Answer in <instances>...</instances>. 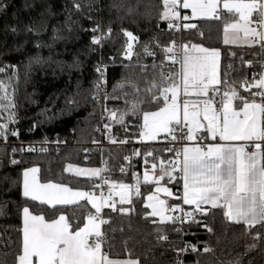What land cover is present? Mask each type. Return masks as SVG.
<instances>
[{"label":"snow or ice","instance_id":"6c2138e0","mask_svg":"<svg viewBox=\"0 0 264 264\" xmlns=\"http://www.w3.org/2000/svg\"><path fill=\"white\" fill-rule=\"evenodd\" d=\"M126 3L127 0H123L122 4L113 7H122ZM73 7L77 12L82 8L79 3H74ZM139 7L140 0H137L135 8L128 6V14L134 11L140 14ZM181 9L190 10V15L182 14ZM158 12L159 20L170 30L179 31L181 27L184 30L197 29L196 23H190L193 20L221 22L225 45L259 47L264 52V0H160ZM143 15L151 18L152 7L146 6ZM82 30L92 33V46L103 45L111 39L113 31L111 24L106 31L103 30L100 22L91 29ZM122 33L126 38L122 59L131 61L138 37L125 29ZM199 35L203 38L204 34L200 32ZM156 47L161 45L157 42ZM143 50L145 56L153 57L151 76L149 65L137 57L142 82L131 75L122 76L113 85L112 93H107L101 87L107 83L105 73L97 66L99 77L93 84L91 96L92 102L102 107L101 120L108 121L104 123L107 133L112 132L113 124L121 125L127 132V119L133 117L138 142L171 137L173 146L165 148V152L172 154L171 159L158 157L151 150L144 153L142 183L154 187L144 198L143 207L150 211L145 212L143 218L155 226L158 242H168L164 226L169 224H203L212 233L213 228L197 217L207 218L210 213L215 217L218 213L212 210H219L225 222L242 226L243 234L254 241L246 245V251L254 250L259 242L264 241V233L253 232L257 226L264 229V62L251 79L244 78L237 85L230 82L227 75L221 78V53L217 48L198 43L178 45L172 41L161 49L163 60L160 67L164 61L179 67L167 73L161 71L158 77L155 74V52L148 44ZM241 63H245L243 58ZM246 66L251 67L252 62L248 61ZM9 67H0V74H4L7 80L0 79V139L6 145L9 135L19 138L18 129L10 127L18 123V113L16 88L12 83L17 78V71L13 66L12 75L8 76ZM123 67L129 71L133 68L130 64ZM239 89L249 95H242ZM108 100H123L124 107L109 109ZM66 103L78 102L72 96ZM107 139L110 144L128 143L127 139L118 140L112 135H107ZM93 143L97 141L93 140ZM177 144L181 146L176 147ZM27 151L36 149L29 147ZM12 152L15 153L16 149L13 148ZM135 154L141 155L139 151ZM124 159L128 161L130 158L125 156ZM10 162L12 165L21 163L15 158ZM63 171L72 177L84 178L90 187L81 190L71 187V181L68 184L45 181L38 166L23 169L20 186L26 203L17 230L19 237L11 253L13 259H0V264H141L139 257L128 249L127 241L124 242L125 258L114 253L115 245L109 242L106 231L101 228L109 224V220L101 215L103 209L111 208L112 212L124 216L134 211L123 206L134 203L133 193L141 195L140 176L134 172V183L127 184L103 176L102 173L108 171L106 167H79L67 163ZM120 172L124 173L125 168L121 167ZM174 182L182 184L179 195L167 186ZM105 184L109 188L108 194L101 191L97 195L95 190L102 189ZM113 194L119 197L121 207L118 208L112 199ZM162 197L182 201V204H169ZM81 201H86L94 210L84 216L82 226L80 222L73 224L67 215L68 207H79ZM184 205L190 210H185ZM174 230L183 231L181 227ZM189 248L193 253L197 252L195 245L185 244L177 252L178 264L180 253ZM211 251L205 244L203 253ZM8 255L4 253V256ZM229 264H240V260L237 258Z\"/></svg>","mask_w":264,"mask_h":264},{"label":"trees","instance_id":"16d2710c","mask_svg":"<svg viewBox=\"0 0 264 264\" xmlns=\"http://www.w3.org/2000/svg\"><path fill=\"white\" fill-rule=\"evenodd\" d=\"M122 2L123 0H0V67L10 66L8 76L12 75L13 66L17 71V78L12 83L16 88V129L21 139L66 138L85 145L82 148H65L58 153L49 152L40 156L26 155L17 149L13 153L12 147H0V259H13L11 253L19 237L17 230L21 226V211L26 203L20 186L24 168L38 166L45 181L66 184L71 181L70 186L74 189L87 190L90 185L85 179L72 177L64 173L63 169L67 163L98 167L101 159L108 166L105 174L110 180L130 182V163L124 160V156L129 154L126 148L108 147L99 152L91 147L98 126V107L91 100L93 84L97 81L96 68L100 62L105 67L107 93H112L113 85L122 76L131 75L142 82L137 57L143 64L149 65V76L154 71L151 68L153 57L145 56L143 50L144 45L148 44L156 54L155 74L158 77L161 71L167 73L176 68L169 61H164L163 67H160L163 60L162 47L170 45L176 40V36L158 18L160 0H140V14L134 11L131 15L128 14V6L135 8L137 0H127L124 6L113 7ZM74 3L81 4L80 12L73 7ZM88 5L92 7L89 8ZM146 6L152 7L151 18L143 15ZM97 22H100L105 31L111 24L112 36L103 45L92 46V33L82 29H91ZM195 23L198 28L186 30L183 39L187 43L219 49L221 78L227 75L230 82L239 85L244 78L251 79L253 73L260 71L264 52L259 47L238 49L223 45L221 22ZM122 29L131 31L138 37L139 42L134 47L131 61L122 59ZM200 32H203V38L199 35ZM157 42L161 47H156ZM241 58L245 63H241ZM248 61L252 62L251 67L246 66ZM127 64L133 66L131 71L123 67ZM229 70L231 73H228ZM0 79L7 82L4 74H0ZM128 91L131 93V89ZM239 91L244 96L249 95L243 89ZM72 96H75L78 103L69 105L66 101ZM107 107L122 109L124 103L123 100H108ZM127 123V132L121 125L113 124L109 135L118 140L137 139L138 129L133 127L135 118L129 117ZM149 150L165 160L172 158V154L164 152L161 147L136 149L135 153H141L139 156L135 154L137 171L140 170L144 153ZM12 158L21 163L12 165ZM121 167L125 168V172L118 174ZM172 186L175 191L177 184L174 182ZM148 190L149 188L141 187V195L133 199L134 203L123 206L134 209L127 216L112 212L111 208L103 209V218L109 220V224L103 226V231H106L109 242L115 245L114 253H119L121 258L126 257L124 242L127 241L128 249L139 257L141 264L176 263L177 252L185 244L196 245L197 252L188 250L182 255L180 253L179 262L184 264H229L237 258L240 264H264V241L259 242L254 250L246 251V245L254 241L243 234L241 225L225 222L219 210H212L218 213L215 217L210 213L207 218H199L213 228L212 233L203 224H186L182 233L174 230L176 225L169 224L164 226L168 242H158L155 226L143 218V214L147 212L143 207V199ZM95 191L98 192L99 189ZM89 210L92 209L83 202L79 207L69 206L67 215L73 224L80 222L82 225ZM256 231L264 233V229L259 226L253 229L254 233ZM205 244L212 249L211 252L203 253ZM4 253L9 255L4 256Z\"/></svg>","mask_w":264,"mask_h":264},{"label":"built area","instance_id":"2783aa9c","mask_svg":"<svg viewBox=\"0 0 264 264\" xmlns=\"http://www.w3.org/2000/svg\"><path fill=\"white\" fill-rule=\"evenodd\" d=\"M181 12H182V14H185L183 9H181ZM168 31L171 34L176 36V40H175L176 44L180 45V44L187 43L183 39V35H184V32L186 30H184L182 27H181V29L179 31H177L176 29H171V30L168 29ZM98 66L100 67L101 71H103L105 73L104 79L107 81L104 65L102 64V62H100L98 64ZM238 66H240V64H238ZM175 67L178 68L179 66L175 65ZM228 73H231L230 70H229ZM96 74H97V79H98L99 74L97 73V71H96ZM101 87L106 92H108L107 83L106 84H102ZM9 91H11V90L9 89ZM103 96H104V91H102L100 93V98H101V103L102 104L104 103ZM258 99L259 98L257 97V100ZM97 107H98V126H97L96 129H100V131H97V130L95 131L96 137L93 140H96L97 143H93V141H92L91 142V147H93L95 150H97L99 152H101L103 149L108 148V147L126 148L129 151V154L125 155V156H128L130 158L127 162L130 163L131 182L132 183H134V181L132 179V174L135 172L142 179L143 178V172H144V169H145L144 157H143V160H142V163H141V166H140V170L137 171L136 168H135L134 159H135V150L136 149L142 148V147H150V148L161 147L163 149V151L165 152V148H171L173 146V144L171 142V137H168L167 140H165V138H164L163 140H161L159 142L151 143L149 145H144V144L136 143V142L129 141V140H128V143H126V144H119V143L110 144L108 142V139H107V135H109V133H107L106 130L104 129V123H107L108 121L107 120H104V121L101 120V116L103 114L102 107L99 106V105H97ZM10 127L16 128L17 124L10 125ZM177 135H179V133H177ZM45 141H46V143H45ZM57 141H60V143H57ZM180 146H181L180 144L176 145V147H180ZM0 147H12V148L17 149L20 153H23V154H26V155L40 156V155H43V154H46V153H49V152L58 153V152H60L61 150L65 149V148H82V147H85V145L82 144V143L69 141L66 138L53 139V140L52 139L50 140V139H47V138H44L42 140H22L21 136L19 134V138L12 137L11 135H9L7 145L4 143V141L2 139H0ZM29 147L35 148L36 151H34V152L27 151V149ZM22 148L25 149V150L21 151ZM43 148H46L47 151L46 152L42 151ZM166 153H168V152H166ZM88 159H89V157L87 156L86 160H88ZM149 159H151V158H149ZM104 167H106L108 169L107 164L100 159V164H99L98 168H104ZM149 167H150V165H149ZM106 172L102 173V175L105 176V177H107L106 174H105ZM118 174H122L120 172V170L118 171ZM107 187H108V185L105 184L104 187L102 189H99V191L96 192V193L99 194L101 191L105 192ZM181 191H182V184L181 185H177V189L175 190V194L179 195L181 193ZM200 217L201 216H198L197 219H199ZM185 225H176V227H181L183 229V227ZM181 233H182V231H181ZM188 245H194V244H188ZM184 247H185V245H183V247L181 249H183ZM188 250H191V248H189ZM183 253L184 252H181V255Z\"/></svg>","mask_w":264,"mask_h":264},{"label":"crops","instance_id":"0c3cea01","mask_svg":"<svg viewBox=\"0 0 264 264\" xmlns=\"http://www.w3.org/2000/svg\"><path fill=\"white\" fill-rule=\"evenodd\" d=\"M183 11H184L185 14L190 15V10H184V9H183ZM196 21H199V20H193V21H190V23H195ZM125 41H126V38L124 37V45H125ZM222 43H223V33H222ZM188 44L191 45L192 43H188ZM223 45H225V44L223 43ZM135 46H136V44L134 45V47H135ZM226 46L233 47V48H238V49H245V48H248L247 46H243V47H237V46H235V45H226ZM122 54H123V52H122ZM126 61H128V60H126ZM221 94H222V93H221ZM193 99H195V98H193ZM163 139H164V137L161 136V137H159V138L157 139V141H151V142H147V143H142V142H138V138H137V139L133 140V142L141 143V144H144V145H149V144H151V143L159 142V141H161V140H163ZM138 149H140V148H138ZM79 167H81V166H79ZM89 168H98V167H89ZM66 174H68V173H66ZM68 175H71V174H68ZM80 179H84V178H80ZM142 180H143V178L141 179V185H140V187L149 188L148 192H147V193L145 194V196H144V198H145L148 194H150V192L152 191V189H153L154 186H152V185H144V184L142 183ZM116 182H120V181H116ZM121 182H122V181H121ZM123 183H125V182H123ZM161 183L164 184L165 181H162ZM127 184H133V183L131 182V171H130V182L127 183ZM172 184H173V183H171V184H167V186H168V187H169V188L175 193ZM81 190H82V189H81ZM108 192H109V188L107 187V189H106V191L104 192V194L107 195ZM181 193H182V191H181ZM97 195H99V194L97 193ZM132 195H133V199L136 198V197H138V196L135 195V193H133ZM162 198L166 199L167 202H168L169 204H178V203H179V204H182V201H176V200H173V199H171V198H167V197H162ZM112 199H114V200L117 202V206H121V205H119V197H118V196H116V195L113 194ZM83 202L87 203L86 201H81V203H83ZM143 204H144V199H143ZM88 205H89V204H88ZM89 207L91 208V205H89ZM183 207L185 208V210H190L189 206H187V205H184ZM92 211L94 212V210H92ZM147 211H150V209H148ZM102 212H103V211H102ZM101 215H102V214H101ZM82 225H83V224H82ZM82 225H81V226H82ZM103 226H104V225L101 226L102 231H103ZM173 264H178V263L176 262V263H173ZM179 264H184V263H183L182 261H180Z\"/></svg>","mask_w":264,"mask_h":264},{"label":"rangeland","instance_id":"374dc122","mask_svg":"<svg viewBox=\"0 0 264 264\" xmlns=\"http://www.w3.org/2000/svg\"><path fill=\"white\" fill-rule=\"evenodd\" d=\"M16 69V68H15Z\"/></svg>","mask_w":264,"mask_h":264}]
</instances>
